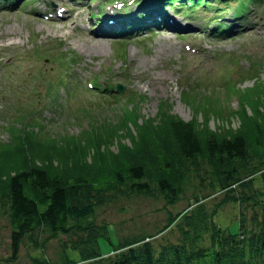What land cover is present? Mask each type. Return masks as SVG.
<instances>
[{"label": "rangeland", "instance_id": "rangeland-1", "mask_svg": "<svg viewBox=\"0 0 264 264\" xmlns=\"http://www.w3.org/2000/svg\"><path fill=\"white\" fill-rule=\"evenodd\" d=\"M48 1L67 3L79 8L81 14L75 20L72 17L50 23L39 16L48 2L17 0L19 3L10 8L0 0V150L28 148L32 146L28 140L37 138L40 141L33 147L45 150L49 142L57 140L64 145L70 139L59 138L73 135L86 144L90 143L88 138L113 139L111 150L117 152V147L131 146L141 130H153L160 133L162 146L174 151L170 146L172 138L165 130L167 123L151 129L153 123H158L155 120L167 112L173 118L200 124V134L239 129L245 113H252V106L234 90L249 91L255 83L263 85L255 89L258 97L253 99L254 105L261 104L264 115V31H259L264 28V0H245L243 7L247 10L245 16L240 14L241 18L236 16L242 5L237 0H212L211 8L205 11L181 9L178 13L184 18L182 22L198 25V30L172 32L162 25L129 41L101 36L94 21H89L90 9L85 0L81 4L73 0ZM144 1L151 6L156 0ZM129 9L134 12L135 6ZM97 10H101L99 6ZM218 22L235 26L232 30L246 24L248 31L215 37L210 29ZM183 30L190 35H184ZM190 40L207 52L192 55L185 51L184 45H190ZM95 77L113 85L121 83V93H131L133 98L122 96L116 101L108 96L105 106H100L94 93L85 89L86 82H95ZM32 131L36 134L25 140L24 135ZM261 149L264 151V146ZM253 152H249L252 158L237 166L240 182L235 184L234 192L215 190L208 180L210 165L200 160L195 167L189 166V181L174 199H167L156 189L154 196L118 195L110 203L96 207L94 223L104 239L88 245L86 234L60 233L41 248L24 240L15 256L11 248L12 226L5 209L0 207V264H80L82 251L109 257L116 250L108 236L113 243L122 245L150 241L158 251L160 246L180 240L176 224L201 203L208 210L220 205L217 222L237 233L240 213L250 216L252 208L261 206L255 205L256 197L249 201L242 197L253 196L258 190L263 192L264 201V152L261 158ZM5 160L0 157V169L12 174L15 166H8L11 162Z\"/></svg>", "mask_w": 264, "mask_h": 264}, {"label": "trees", "instance_id": "trees-1", "mask_svg": "<svg viewBox=\"0 0 264 264\" xmlns=\"http://www.w3.org/2000/svg\"><path fill=\"white\" fill-rule=\"evenodd\" d=\"M260 87L263 85L255 83L252 90H234L245 104L249 101L252 106V113H245L239 129L200 134V124L173 118L167 112L161 115L150 128L158 129L162 122L167 123L165 130L172 138L170 146H174V151L164 148L160 133L153 130H141L131 146L124 144L117 147V152L111 150L113 139L88 138L90 143L86 144L73 135L59 138L70 139L64 145L53 140L48 149L37 150L33 146L40 140L29 139L36 134L33 131L24 135L32 146L0 150L4 162L15 166L12 174L0 169V207L5 209L12 226V254L16 256L24 240L41 248L60 233L86 234V245L104 239L94 223L96 207L110 203L118 195L154 196L156 189L167 199H174L189 181V166L195 167L200 160L210 165L208 180L215 190L234 192L235 184L240 182L237 166L252 158L249 152L253 149L257 148L252 154L257 158L264 152V115L261 104L254 105L253 99L258 97L255 89ZM197 102L199 105L201 101ZM26 158L31 161L29 164ZM262 197L263 192L258 190L253 196L242 197L261 206L252 208L250 216L240 213L237 233L217 222L220 205L208 210L201 203L176 224L181 235L177 243L164 244L157 251L150 241L122 245L113 243L108 236L106 239L116 252L104 257L103 253L82 251L80 264H264Z\"/></svg>", "mask_w": 264, "mask_h": 264}, {"label": "bare ground", "instance_id": "bare-ground-1", "mask_svg": "<svg viewBox=\"0 0 264 264\" xmlns=\"http://www.w3.org/2000/svg\"><path fill=\"white\" fill-rule=\"evenodd\" d=\"M214 1H216V0H213L212 2H214ZM237 1H239V0H237ZM214 4V3H213ZM199 8V7H198ZM203 11H205L204 9H202ZM174 17L179 21V24H180V27L182 28V29H187V30H198V29H195V28H197V26H195V25H189V24H187V23H184V22H182L178 17H177V15L176 14H174ZM240 28V30L242 31V33H244V31H248L247 29H245V27H243V26H240L239 27ZM259 31H264V28H260L259 29ZM258 33V32H257ZM229 34H233V32H229ZM189 44L190 45H184V50L185 51H187L188 53H190V54H192L193 55V53H196V54H194V55H202L203 53H206L207 52V49H205L204 47H201V46H199V45H197L194 41H192V40H190L189 41ZM201 49V50H200ZM219 58H225V56L224 55H220L219 56Z\"/></svg>", "mask_w": 264, "mask_h": 264}]
</instances>
